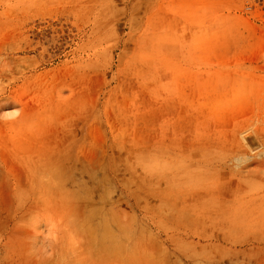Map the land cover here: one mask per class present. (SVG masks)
Returning <instances> with one entry per match:
<instances>
[{
    "label": "rangeland",
    "instance_id": "374dc122",
    "mask_svg": "<svg viewBox=\"0 0 264 264\" xmlns=\"http://www.w3.org/2000/svg\"><path fill=\"white\" fill-rule=\"evenodd\" d=\"M0 264H264V0H0Z\"/></svg>",
    "mask_w": 264,
    "mask_h": 264
},
{
    "label": "clouds",
    "instance_id": "9594fccd",
    "mask_svg": "<svg viewBox=\"0 0 264 264\" xmlns=\"http://www.w3.org/2000/svg\"><path fill=\"white\" fill-rule=\"evenodd\" d=\"M17 114H18V111H17Z\"/></svg>",
    "mask_w": 264,
    "mask_h": 264
},
{
    "label": "bare ground",
    "instance_id": "6f19581e",
    "mask_svg": "<svg viewBox=\"0 0 264 264\" xmlns=\"http://www.w3.org/2000/svg\"><path fill=\"white\" fill-rule=\"evenodd\" d=\"M109 233V232H108ZM109 235V234H108Z\"/></svg>",
    "mask_w": 264,
    "mask_h": 264
}]
</instances>
